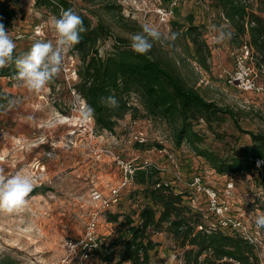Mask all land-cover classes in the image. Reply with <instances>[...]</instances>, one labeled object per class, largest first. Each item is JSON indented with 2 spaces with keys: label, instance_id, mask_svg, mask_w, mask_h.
<instances>
[{
  "label": "rangeland",
  "instance_id": "1",
  "mask_svg": "<svg viewBox=\"0 0 264 264\" xmlns=\"http://www.w3.org/2000/svg\"><path fill=\"white\" fill-rule=\"evenodd\" d=\"M250 1L264 10V0ZM94 2L101 11L107 3L116 7L114 17H105L113 22V31L122 36H129L130 32L117 21L120 15L140 25L154 24L169 33L175 32L172 20L187 24L186 16L193 14L195 24L203 27V39L211 49L209 67L202 68L192 61L187 66L181 64V69L192 82L196 81L208 99L236 114L235 118L226 114L225 121L214 129L204 121L198 122L196 129L208 145L223 154L250 144V131L264 132V73L253 63L260 91L244 90L230 82L236 70L235 54L240 48L232 39L215 42L217 34L210 30L211 26L225 24L218 26L215 21L212 0ZM73 3L75 11L88 13V3L82 0ZM15 5L20 13L15 18V29L9 33L19 50L26 52L36 40L55 42L51 19L56 16L51 9L38 7L35 0H17ZM174 7L177 14L172 11ZM37 25L41 27L37 29ZM176 45V51L182 53V48ZM112 46L113 38H108L99 43V51L105 55ZM80 57L72 48L68 50L57 77L38 93L27 90L15 76L0 80L3 90L11 93V99L19 101L0 108V168L6 176L17 173L30 176L33 189H37L27 198L26 207L0 213V256L11 257L16 264H116L123 246L117 242L118 223L108 221V217L113 213L138 211L142 198L133 196L137 186L132 182L123 186L125 168L148 163L159 168L160 175L181 190L188 187L189 175L199 172L205 185L211 186V196L216 192L218 203H226L240 228L258 242L257 252L264 264V228L257 229L255 225V217L264 213V188L259 183L258 172L216 173L188 143L175 147L171 126L160 119H134L128 113L118 121L114 132L97 129L93 117L84 118L87 106L74 87L79 78L73 80L68 72L71 67L78 69ZM135 97L132 100L137 103ZM137 142H144L149 148H140ZM157 143L163 148L156 146ZM114 188L120 191L116 194ZM94 190L100 192L102 199L93 197ZM194 195L190 203L208 211L204 195L198 192ZM211 209L214 211L213 206ZM96 214L98 246L93 257L85 259L82 248L89 242L87 227ZM152 238L156 246L151 251L150 264H185L182 250L166 231H157ZM111 243L115 244L112 251L107 248ZM107 253L113 257L111 263L103 258Z\"/></svg>",
  "mask_w": 264,
  "mask_h": 264
},
{
  "label": "trees",
  "instance_id": "2",
  "mask_svg": "<svg viewBox=\"0 0 264 264\" xmlns=\"http://www.w3.org/2000/svg\"><path fill=\"white\" fill-rule=\"evenodd\" d=\"M82 1L90 5L86 7L88 13L75 11L73 0H35V3L38 7L51 9L56 17L61 10L71 8L83 19L86 31L81 33V42L72 47L73 53L81 55V65L77 69L79 81L74 87L86 106L95 109L93 118L96 128L114 132L118 121L128 113L134 119H160L171 126L175 147L188 143L197 156L221 175L257 171L259 183L264 188V132L250 131V144L234 147L223 154L208 145L204 135L195 127L198 122L204 121L214 129L225 121L226 114L231 117L236 114L208 99L196 81L192 82L191 77L181 69V64L187 66L192 61L202 68L209 67L211 49L203 39V27L195 24L194 15L186 16L187 24L171 21L173 30L180 35L170 49L156 43L148 56H142L129 47V36L116 34L113 22L105 17L115 16L114 5L107 3L101 11L95 7V0ZM16 3L17 0H0V23L9 32L15 29V18L20 13ZM212 7L216 11L218 26L225 24L226 30L233 32L231 39L238 48L245 43L250 46L255 65L264 73L263 8L255 7L250 0H212ZM175 10L174 7L172 11L177 14ZM118 18L117 21L122 22L130 34L141 30L142 25L136 20L123 15ZM108 38H113V46L102 55L99 43ZM176 43L182 48V53L176 51ZM22 53L24 51L16 46L14 56ZM15 74L14 65H9L0 69V80ZM109 95L117 97L118 108L110 109L102 103V99ZM133 95L137 103L132 100ZM5 97L11 98L12 95L0 85V108L8 105ZM137 145L149 148L144 142H137ZM156 146L163 148L159 143ZM134 167L132 183L137 188L133 196L142 198L138 211L118 212L108 217V221L118 223L120 235L117 242L123 246L116 264H150L151 251L156 246L152 236L157 231H166L172 237L183 252L185 264H261L258 242L235 225L238 221L233 219L232 211L224 214L229 216L225 218L232 219L227 225L222 223L224 217L216 210L211 212L212 202L206 191L211 186L205 185L199 172L190 174L191 164L187 166L190 175L188 187L184 190L162 177L160 169L154 165L143 163ZM196 177L200 178V190L198 185H193ZM36 192L37 189H33L30 194ZM197 192L204 195L208 211L190 203ZM114 246L111 243L107 248L112 251ZM103 258L110 263L113 259L110 253ZM0 264H16V261L0 256Z\"/></svg>",
  "mask_w": 264,
  "mask_h": 264
},
{
  "label": "clouds",
  "instance_id": "3",
  "mask_svg": "<svg viewBox=\"0 0 264 264\" xmlns=\"http://www.w3.org/2000/svg\"><path fill=\"white\" fill-rule=\"evenodd\" d=\"M51 29L55 42L36 40L29 50L14 56L16 43L9 30L0 23V69L14 65L15 79L31 92L38 93L54 81L61 71L64 54L81 42V33L86 31L82 17L71 8L61 10L59 17L51 19ZM210 30L217 34L215 42L218 44L230 40L233 36V32L226 30L225 26L212 25ZM179 35L178 32L164 33L156 25L146 22L140 31L129 35V47L138 55L148 56L154 44L170 47ZM5 99L8 105L19 103L15 99L8 97ZM102 103L110 109L119 107V100L115 95L104 97ZM94 114L95 109L89 105L84 112V118H92ZM33 188L30 176L20 173L6 176L4 170L0 168V213H12L26 207L27 198L33 192ZM255 225L257 229L264 228V213L255 217Z\"/></svg>",
  "mask_w": 264,
  "mask_h": 264
},
{
  "label": "built area",
  "instance_id": "4",
  "mask_svg": "<svg viewBox=\"0 0 264 264\" xmlns=\"http://www.w3.org/2000/svg\"><path fill=\"white\" fill-rule=\"evenodd\" d=\"M172 12V11H171ZM41 26L37 25L36 28L39 29ZM235 59H236V70L231 74V79L230 82L236 84L239 88H242L244 90L248 91H260L261 88L255 81V72L254 69L252 68L253 63H254V57L252 55V50L248 44H244L240 50L235 54ZM69 74L71 75L70 78L73 80L78 79V70L75 67L69 68ZM84 100V99H83ZM85 102V100H84ZM86 104V103H84ZM258 165H260V162H257ZM126 175H125V180L123 182V186H125L127 183L132 182L133 174L135 171V167L132 165H127L125 168ZM193 185H198L199 190L201 189L200 187V178L196 177ZM232 187V184H231ZM113 191L117 194L120 189L114 188ZM207 193L209 196H211V190L206 189ZM216 192L212 193L211 202L213 209L216 210V212L221 215L222 217H228L224 216L225 212L229 210L227 204H219L218 201L215 199ZM93 197L95 199H102V195L100 194L99 191L94 190L93 191ZM107 205H109V202L104 200ZM223 218V224L227 225L228 222L232 221L231 218ZM97 214L92 217L91 221L88 224V239L89 242H86L83 244L82 248V256L85 259H91L94 255V251L98 246V242L96 241V225H97ZM236 226L240 227V223L236 222ZM245 232V231H244ZM83 242V241H82Z\"/></svg>",
  "mask_w": 264,
  "mask_h": 264
}]
</instances>
